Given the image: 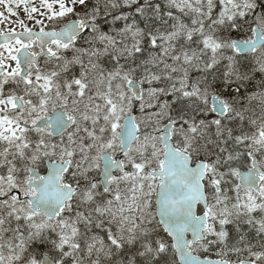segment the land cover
<instances>
[{
	"label": "snow or ice",
	"instance_id": "snow-or-ice-1",
	"mask_svg": "<svg viewBox=\"0 0 264 264\" xmlns=\"http://www.w3.org/2000/svg\"><path fill=\"white\" fill-rule=\"evenodd\" d=\"M0 9V264H264V0Z\"/></svg>",
	"mask_w": 264,
	"mask_h": 264
},
{
	"label": "flooded vegetation",
	"instance_id": "flooded-vegetation-1",
	"mask_svg": "<svg viewBox=\"0 0 264 264\" xmlns=\"http://www.w3.org/2000/svg\"><path fill=\"white\" fill-rule=\"evenodd\" d=\"M141 2H142V0H141ZM124 11H128V9H123Z\"/></svg>",
	"mask_w": 264,
	"mask_h": 264
},
{
	"label": "rangeland",
	"instance_id": "rangeland-1",
	"mask_svg": "<svg viewBox=\"0 0 264 264\" xmlns=\"http://www.w3.org/2000/svg\"><path fill=\"white\" fill-rule=\"evenodd\" d=\"M0 10H2V9H0Z\"/></svg>",
	"mask_w": 264,
	"mask_h": 264
}]
</instances>
